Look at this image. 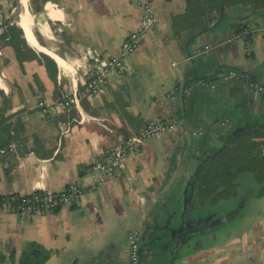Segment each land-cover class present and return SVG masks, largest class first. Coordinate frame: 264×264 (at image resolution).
Instances as JSON below:
<instances>
[{
    "label": "crops",
    "instance_id": "obj_1",
    "mask_svg": "<svg viewBox=\"0 0 264 264\" xmlns=\"http://www.w3.org/2000/svg\"><path fill=\"white\" fill-rule=\"evenodd\" d=\"M142 2L152 7L156 24L124 54L121 43L137 25ZM183 3L27 0L26 28L20 9L12 39L0 43V195L60 191L71 183L87 189L69 205L40 214L0 210V264H127L129 233L141 232L170 199L188 156L216 146V131L226 125L210 109L213 90L201 96L183 84L186 33L190 23L201 24L196 17L189 22ZM251 35L232 45L236 54L227 70L241 74L228 82L238 88L227 89L246 118L261 123L254 132L262 135L264 93L253 84H264L258 72L264 38ZM242 66L250 73L239 71ZM98 74L96 91L86 92ZM74 88L78 104H62ZM154 122L173 126L145 138L98 184L90 166ZM233 173V192L241 194L232 201L245 196L246 203L238 222L216 244L197 241L176 264H264V166Z\"/></svg>",
    "mask_w": 264,
    "mask_h": 264
},
{
    "label": "flooded vegetation",
    "instance_id": "obj_2",
    "mask_svg": "<svg viewBox=\"0 0 264 264\" xmlns=\"http://www.w3.org/2000/svg\"><path fill=\"white\" fill-rule=\"evenodd\" d=\"M185 4L189 5V10L192 12L189 14V22L193 20L195 12L199 11L203 17L201 20L202 29H213L220 25L225 27V35L228 38L222 48L228 50L230 56L236 54L232 45L236 44L239 39L248 38L252 34L249 28L264 23L263 9L259 8L258 10L252 0H185ZM226 6H228L227 9ZM248 9L251 10L248 11ZM246 48V53H249L248 44H246ZM219 62V60L216 61V64ZM231 71L233 70L225 68L218 78L221 77L229 82L231 78L240 77L241 73L232 76L229 74ZM172 126L173 124L169 123V127ZM230 133L231 128L229 129L226 125L220 132L216 131V146L211 151H207L201 156L195 155L192 159L190 158L192 154H190L187 158L186 163L189 162L191 168L190 175H187L184 184L189 191L192 185L198 189L197 195L206 207H202L199 217L191 216L185 223L186 232L191 235L195 233V235L190 245L176 253L177 259L182 258L183 260L184 257H188L197 241L202 242L207 248L211 243L216 244L217 234L232 231L234 222H230L235 221L243 213L241 211L243 207L235 212L240 203L232 201L237 200V193H240L239 189L233 192V172L239 167L259 168V166H264V134L261 135L258 142L250 143L248 139L255 134L254 126L246 128L244 133L239 136H232ZM224 137H228L225 140V146L223 145ZM214 151H216V155L209 157L208 154ZM195 176L196 180H194ZM224 198H226L225 209H221L219 202ZM214 205L215 209L208 208V206ZM138 239L136 264L141 257L139 256L140 237ZM142 255H144L143 252ZM127 264H129V251L127 252Z\"/></svg>",
    "mask_w": 264,
    "mask_h": 264
},
{
    "label": "water",
    "instance_id": "obj_3",
    "mask_svg": "<svg viewBox=\"0 0 264 264\" xmlns=\"http://www.w3.org/2000/svg\"><path fill=\"white\" fill-rule=\"evenodd\" d=\"M15 7H18L17 0H15ZM12 22L13 20L9 17L6 26L11 25ZM225 33V27L222 25L204 30L201 24L194 26L190 23V29L186 33L187 40L185 41L188 50V74H186L183 84L196 95L204 96L206 91L213 90V98L209 106L215 119L217 118L229 129L231 128L230 135L239 136L244 133L246 128L250 126L258 127L261 123L258 121L255 123L250 122V119L246 118L248 114L237 107L234 98L231 99L232 95H230V90L227 88L229 87L231 91H234L238 87L234 84L229 86L225 79L218 78V75L228 67L227 61L232 58L229 51L222 48L228 38ZM111 57L117 58L114 55H108L107 58L111 59ZM218 60L220 62L216 64ZM117 62L122 65L121 59H117ZM242 67L244 68H239V71L246 74L250 73L248 72L249 69L245 66ZM123 69L126 70V67L123 66ZM235 70L240 73L237 71L238 68H234ZM258 72L264 73V69L262 71L258 69ZM258 79L256 80L258 81ZM261 85L264 86V84ZM228 137L223 139L224 146ZM260 137V133H255L248 140L250 143H256ZM194 153H191V159L195 156ZM211 153L208 154L209 157L216 155V151ZM190 168L189 162L184 164L183 169H181V181L173 191L170 199L164 201L160 208L153 210L151 221L148 224L145 223L141 232L137 230L140 237L139 256H141L138 264H176V253L190 245L195 233L193 235L187 233L184 225L191 216L199 217L202 207H206L197 195L198 189L192 185L189 191L184 184L185 178L190 175ZM194 180H196V176ZM225 201L220 202L221 209H225V205H223ZM239 203L240 205L237 206L235 212L239 208L245 207V196L239 197ZM142 252L144 255H142Z\"/></svg>",
    "mask_w": 264,
    "mask_h": 264
},
{
    "label": "built area",
    "instance_id": "obj_4",
    "mask_svg": "<svg viewBox=\"0 0 264 264\" xmlns=\"http://www.w3.org/2000/svg\"><path fill=\"white\" fill-rule=\"evenodd\" d=\"M156 21L157 18L150 4L142 2L140 4V17L138 23L123 39L120 46L121 52L124 54L132 52L144 35L154 27ZM113 60L115 59L113 58ZM117 63L119 64V62ZM229 74L232 76L238 75L236 71H231ZM100 81H102V75L98 74L86 82L84 90L89 93L95 92ZM253 85L257 91L264 93L263 85ZM76 91L77 90L74 88L71 92L70 98L62 100L61 103L68 105L70 102L77 105L78 97ZM169 128V123L167 122L150 123L138 134L129 136L124 141L114 145L102 158L96 160L90 166L92 171L97 172V183H103L108 177H110L116 167L125 160L128 153L139 151L145 138L156 136ZM86 189L87 186L81 183H71L60 191L36 190L26 194L0 195V210L40 214L69 205ZM138 237L139 233L137 230L131 231L128 235L129 264H136Z\"/></svg>",
    "mask_w": 264,
    "mask_h": 264
},
{
    "label": "rangeland",
    "instance_id": "obj_5",
    "mask_svg": "<svg viewBox=\"0 0 264 264\" xmlns=\"http://www.w3.org/2000/svg\"><path fill=\"white\" fill-rule=\"evenodd\" d=\"M184 4V6H186L185 7V11L187 10V12H188V15L190 14V13H192V12H190V7H189V5L188 4H185V3H183ZM190 4H192V3H190ZM194 5H195V3H194ZM14 6H15V0H0V43H2L3 42V39H2V37H1V33L3 32V30L5 29V28H8L9 26H6L7 25V22H8V20H9V16H10V13H11V10L14 8ZM26 6H27V0H26ZM189 7V8H188ZM258 10H259V8H260V10L261 9H263L262 11H264V5H262V4H257L256 6H255ZM228 8V6H226V9ZM216 9V8H215ZM26 10V8L23 6V4H22V1H21V17L23 16L22 14H24V11ZM249 10H251V9H248V11ZM19 15H20V13H19ZM21 17L20 16H18L17 14H15L14 16H13V22H12V24H14V26H16L15 25V23L16 24H18L20 21H21ZM177 17V16H176ZM194 17H196L197 19H199L200 21L199 22H201V20H202V16H201V14H200V12L199 11H196L195 12V14H194ZM263 25H264V23L263 24H260L259 26H256V27H251V28H249V30L252 32V35H256V36H258V37H261V39H262V37L264 38V27H263ZM251 35V36H252ZM264 40V39H263ZM243 51H244V49H243ZM242 51V53H243V55L245 56V54H244V52ZM234 188V187H233ZM226 200V198H224V200H220V202H222V201H225ZM219 202V203H220ZM236 220V219H235ZM232 222H234V223H236V222H238V221H231L230 223H232ZM224 228H227V227H224ZM228 230V229H227ZM224 234H227V233H223V232H220L219 234H217V236H216V242H218V241H220L221 240V238H224L226 235H224Z\"/></svg>",
    "mask_w": 264,
    "mask_h": 264
},
{
    "label": "trees",
    "instance_id": "obj_6",
    "mask_svg": "<svg viewBox=\"0 0 264 264\" xmlns=\"http://www.w3.org/2000/svg\"><path fill=\"white\" fill-rule=\"evenodd\" d=\"M252 3H253V5H257V4H262V5H264V0H252ZM12 27H13V24L12 25H10L8 28H5L4 30H3V32L1 33V37H2V39H3V42L4 41H10L11 39H12ZM235 175V173L233 174V176ZM44 255L46 256V254L44 253Z\"/></svg>",
    "mask_w": 264,
    "mask_h": 264
},
{
    "label": "bare ground",
    "instance_id": "obj_7",
    "mask_svg": "<svg viewBox=\"0 0 264 264\" xmlns=\"http://www.w3.org/2000/svg\"><path fill=\"white\" fill-rule=\"evenodd\" d=\"M21 1H22V4H23V6L26 8V0H17V8L15 7V8H13L12 9V14H13V16L15 15V14H17L18 16H19V13H20V9H21ZM30 17V15H29V13H28V11H27V9L24 11V15L22 16V24H24V27L26 28V21L28 20V18ZM29 20H31V19H29ZM28 20V21H29ZM31 31V30H30ZM30 36H31V34H30ZM32 37V36H31Z\"/></svg>",
    "mask_w": 264,
    "mask_h": 264
}]
</instances>
